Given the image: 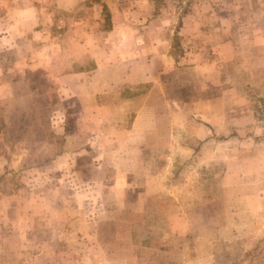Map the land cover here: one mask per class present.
I'll use <instances>...</instances> for the list:
<instances>
[{"label": "rangeland", "instance_id": "rangeland-1", "mask_svg": "<svg viewBox=\"0 0 264 264\" xmlns=\"http://www.w3.org/2000/svg\"><path fill=\"white\" fill-rule=\"evenodd\" d=\"M27 1L39 3L55 22H65L63 32L79 21L94 26V57L80 56L84 48L73 61L70 50L77 43L70 41L71 33L48 42L54 55L50 50L29 62L41 65L27 76L47 108L42 117L58 92L68 99L67 116L93 113L109 117L112 129L121 125L128 148L138 132L145 149L156 143L159 150L144 152L138 162L130 152L122 161L117 154L107 176L127 177L138 194L158 188L163 204L176 205V212L167 218L149 198L152 214L123 218L125 230L118 207L108 208L115 217L103 210L112 203L103 198L110 192L101 183L107 170H84L92 183L100 182L96 189L72 187L55 169L42 185L40 171L27 169L40 154L19 150L34 131L5 130L0 264H183L184 254L186 264H264V0ZM58 1L67 7H57ZM0 54L5 71L0 78L9 79L6 67L22 59ZM94 60L110 66L135 61L143 80L115 90L106 105L99 97L93 105L84 96L75 103L72 92L58 87L62 78L56 75ZM15 103L0 100V129L14 127L13 112L20 110ZM41 122L35 129L45 133L48 123ZM13 132L16 138L10 137ZM114 194L113 203H119ZM190 209L189 225L182 213ZM166 248L172 253L154 254Z\"/></svg>", "mask_w": 264, "mask_h": 264}, {"label": "crops", "instance_id": "crops-1", "mask_svg": "<svg viewBox=\"0 0 264 264\" xmlns=\"http://www.w3.org/2000/svg\"><path fill=\"white\" fill-rule=\"evenodd\" d=\"M57 7L64 9L67 6L58 1ZM59 21L62 22L61 19ZM65 24V22L62 25L59 22L57 23V21L55 22L54 15L45 11L37 2L0 0V51L3 50L9 55H13V58H17L18 61L20 58L22 59V64H13L6 67L12 77H9V79L4 78L3 80L0 78V91L7 88V93H0V100L8 99L9 101H14V103H19V100L22 99L23 103H27L22 107L17 106L15 103L22 111H14L13 117L11 113L4 115L8 120L12 117L15 122L13 124L14 127L9 130L7 128L9 124L5 125L4 128L2 126L0 135L3 136L6 131H11L12 129H27L28 134L34 131L32 134L27 135V141H24V148H19V150L27 152V156L34 153L40 154L34 167L27 164V169L30 167L29 169L40 171L37 177L42 185L49 182V172L51 169H55L56 177H59L58 179H61L62 182H66L72 187L80 185L84 189L86 187L91 189V187H95L100 182H97V184L92 183L89 179L90 176L84 170H107L101 183L107 189H110V192L105 190L103 198L106 199L104 200L105 202L111 201L112 203L110 206L106 203V208H103V210L109 212V217H115L109 209L113 212V208L118 207L120 209L119 217H121L119 222L125 226V230H127L128 222L123 218L133 214L142 215L140 211L152 214L149 209V203H147L149 198L151 199L152 207L157 209L158 212L161 211L167 218L173 216L176 212V205L165 206L161 200L158 188L157 190L156 188L151 191L148 190L146 194H143L141 189L138 194L137 188L135 189L131 186L127 177L113 175V178L112 172L111 175L107 176L108 170L112 168L111 162L118 158L117 154H121L118 159L122 161L123 154L130 152L138 162L140 158H143L142 154L144 152H157L159 150L156 143L152 144L149 150H147L148 148L145 149L142 143L143 140H141L143 135L138 132L135 133L134 142L128 148V143L125 140L127 137L126 130H122L121 125L116 129H112L109 117L98 116L93 113H86L84 117L81 115L78 118L73 113L67 116L63 104L68 99L64 95H58V92L57 95L53 96L54 100L49 105L50 110H47L46 116L42 117L41 113L47 108L43 109V104L39 97L41 92L36 90L38 89L37 86L27 76L33 71H40L41 65H37L35 62L34 64H29V62H32L34 57H45L50 50L51 54L54 55L53 46H51L50 50L48 49V42L55 41L58 36L66 35V38H68L67 35L71 33L75 37H72L70 41L77 43V46L75 48L72 47L70 50L72 52L71 56L74 58L73 61H77L82 55L84 57L88 55L89 58L95 55L93 24L81 21L75 22L74 26L69 27L68 32L65 31L66 33L60 30ZM50 26L56 27L57 30L52 33ZM39 42H45L43 43L45 45H37ZM84 48L86 53H82ZM92 62L95 65L92 64L87 67L83 65L84 67H81V64H76L69 70V73L63 74L59 72L60 74L56 75V78L60 79V76L62 78L60 80L61 85L58 84V87L65 89L67 92H72L75 97L72 101L75 103L76 99H81L84 96L90 103L93 102V105L97 102L98 97L106 105L115 90L124 89L131 83L143 80L141 77L144 73L139 72L141 68L137 67L138 65L135 66V61H131L132 63L119 62L118 66H110L106 62L103 63L101 61L96 63L95 60ZM3 67L0 63V74L5 73ZM36 115H38L37 118ZM45 119L48 123L45 133L44 130L37 131L35 129L37 122L40 123L39 125H43L41 120L44 121ZM76 121H80L82 124L79 123L77 125ZM87 121H89V124L83 125ZM29 136L34 137V139H28ZM10 137L16 138L15 132ZM18 143L21 142L18 141ZM49 152L55 153V155L48 157ZM104 162H107V164H104ZM113 193H115V200L116 198L119 199V203H113ZM150 193L152 195L148 196ZM184 211L179 213H182L184 218L187 217V224L190 225L192 209L187 212ZM95 226L96 221L89 224L90 229ZM201 242L204 241L201 240ZM144 248L150 249V251L153 249L152 247ZM168 250L170 249L166 248V251L161 249L154 250V254L166 256L172 253V251ZM181 260L183 264H186L187 258L185 254L181 257ZM161 264L164 263L161 262Z\"/></svg>", "mask_w": 264, "mask_h": 264}]
</instances>
